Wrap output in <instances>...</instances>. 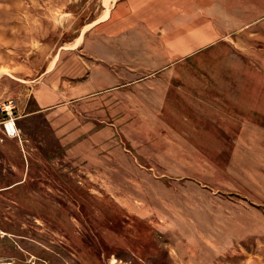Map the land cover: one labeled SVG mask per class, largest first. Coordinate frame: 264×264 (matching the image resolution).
<instances>
[{
	"label": "rangeland",
	"instance_id": "rangeland-1",
	"mask_svg": "<svg viewBox=\"0 0 264 264\" xmlns=\"http://www.w3.org/2000/svg\"><path fill=\"white\" fill-rule=\"evenodd\" d=\"M124 1L0 0V264H264V0Z\"/></svg>",
	"mask_w": 264,
	"mask_h": 264
},
{
	"label": "crops",
	"instance_id": "crops-1",
	"mask_svg": "<svg viewBox=\"0 0 264 264\" xmlns=\"http://www.w3.org/2000/svg\"><path fill=\"white\" fill-rule=\"evenodd\" d=\"M136 0H125L122 4H123V6H122V10H124L127 6H128V4L127 3H132V4H134V2H135ZM137 1H139V0H137ZM132 14H134V13H132ZM125 17L126 16V14H125V12H123V14H121L120 12L117 14V17H119V19H120V17ZM118 20V19H117ZM118 24V23H117ZM197 38H199V37H197ZM203 37H200V39H197V41H204L203 39H202ZM86 68H87V66L86 65H83L82 67H81V73L79 74V77H80V75H82V74H86V75H88V79H86V82L89 80V77L91 76V74H92V72L91 71H89V72H87V70H86ZM102 70V69H101ZM88 92V91H87Z\"/></svg>",
	"mask_w": 264,
	"mask_h": 264
},
{
	"label": "bare ground",
	"instance_id": "bare-ground-1",
	"mask_svg": "<svg viewBox=\"0 0 264 264\" xmlns=\"http://www.w3.org/2000/svg\"><path fill=\"white\" fill-rule=\"evenodd\" d=\"M6 127L9 134L15 133L14 125L11 122L6 123Z\"/></svg>",
	"mask_w": 264,
	"mask_h": 264
}]
</instances>
